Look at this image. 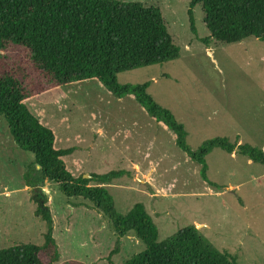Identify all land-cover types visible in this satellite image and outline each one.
<instances>
[{"label":"rangeland","instance_id":"rangeland-1","mask_svg":"<svg viewBox=\"0 0 264 264\" xmlns=\"http://www.w3.org/2000/svg\"><path fill=\"white\" fill-rule=\"evenodd\" d=\"M157 7L179 57L119 73L118 84L148 83L147 93L169 110L195 151L206 140L226 137L264 150V42L248 38L235 44L201 40L209 36L200 6L189 0H114ZM10 61L15 54L0 51ZM27 110L50 129L56 149H71L64 165L74 179L123 170L128 174L102 187L114 211L126 215L142 204L160 243L194 226L215 250L237 264H264V169L244 157L213 149L206 157L209 186L201 165L174 143L131 97L118 99L96 80L51 89L26 101ZM31 153L12 141L0 118V249L41 245L46 224L36 215L37 190L47 196L59 257L82 264H123L144 245L130 233L118 237L108 219L56 185L27 187L38 177ZM73 199V198H72Z\"/></svg>","mask_w":264,"mask_h":264},{"label":"trees","instance_id":"trees-1","mask_svg":"<svg viewBox=\"0 0 264 264\" xmlns=\"http://www.w3.org/2000/svg\"><path fill=\"white\" fill-rule=\"evenodd\" d=\"M196 6L202 9L209 33L201 40L206 46L211 41L235 44L248 38L264 42V0H189L187 15L193 32ZM8 50L15 56L10 61L0 56V118L13 143L33 155L38 177L27 187L56 185L65 197L76 200V205L102 213L118 237L132 233L144 250L123 264H237L234 257L209 245L194 226L156 242L157 229L142 204L118 215L108 192L89 183L108 184L128 172L72 178L63 162L72 150L56 149L53 132L25 106L29 99L51 89L94 79L118 99L133 98L148 116L169 130L175 145L201 165V179L209 186L214 185L206 175L205 157L216 148L264 169V150L238 140L215 137L190 150L183 126L151 99L148 83H117L119 73L179 57L157 7L114 0H0V51ZM33 201L35 215L46 224L43 243L0 249V264H54L58 260L47 196L37 190Z\"/></svg>","mask_w":264,"mask_h":264},{"label":"water","instance_id":"water-1","mask_svg":"<svg viewBox=\"0 0 264 264\" xmlns=\"http://www.w3.org/2000/svg\"><path fill=\"white\" fill-rule=\"evenodd\" d=\"M84 178H90L89 176H86V177H84Z\"/></svg>","mask_w":264,"mask_h":264}]
</instances>
